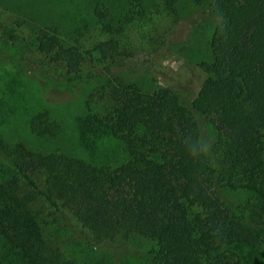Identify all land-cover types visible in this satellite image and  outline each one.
<instances>
[{
  "label": "trees",
  "instance_id": "1",
  "mask_svg": "<svg viewBox=\"0 0 264 264\" xmlns=\"http://www.w3.org/2000/svg\"><path fill=\"white\" fill-rule=\"evenodd\" d=\"M204 1L86 0L91 20L77 22L73 43L59 25L35 30L38 51L78 76L88 63L131 59L126 31L161 7L186 21L203 5L214 23L209 40L186 54L207 76L192 102L121 79L97 89L106 112L87 113L77 128L82 142H120L127 160L119 167L0 135V264H75L46 239L41 198L77 220L91 251L139 237L152 244L153 264H264V0ZM92 30L97 40L86 44ZM30 130L57 138L60 126L38 111Z\"/></svg>",
  "mask_w": 264,
  "mask_h": 264
},
{
  "label": "rangeland",
  "instance_id": "2",
  "mask_svg": "<svg viewBox=\"0 0 264 264\" xmlns=\"http://www.w3.org/2000/svg\"><path fill=\"white\" fill-rule=\"evenodd\" d=\"M198 7H190L195 15L186 21L161 7L126 31L122 41L133 54L131 59L88 63L78 76H68L63 65L51 63L38 51L35 30L59 25L61 37L73 43L70 37L77 22L82 26L91 20L86 0H0V135L33 151L62 152L119 167L127 160L124 146L106 136L94 143L93 139L82 142L78 119L106 112L107 101L97 89L107 78L136 84L146 92L168 87L192 102L207 76L186 54L194 41L209 40L214 28L205 7ZM92 34L86 44L97 40L93 30ZM46 110L60 126L57 138L36 137L30 130L32 115ZM204 125L209 138H214L210 124L204 121ZM227 198L240 203L245 195L228 194ZM36 208L46 239L75 264H153L147 255L152 244L143 238L114 244L104 252L91 251L85 242L89 236L67 210L44 198Z\"/></svg>",
  "mask_w": 264,
  "mask_h": 264
}]
</instances>
